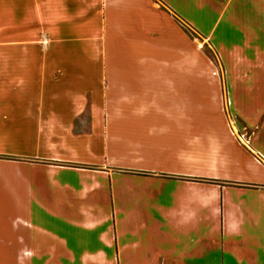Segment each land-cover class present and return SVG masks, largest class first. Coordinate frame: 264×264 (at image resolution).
I'll return each instance as SVG.
<instances>
[{
  "label": "crops",
  "instance_id": "obj_1",
  "mask_svg": "<svg viewBox=\"0 0 264 264\" xmlns=\"http://www.w3.org/2000/svg\"><path fill=\"white\" fill-rule=\"evenodd\" d=\"M0 264H264V0H0Z\"/></svg>",
  "mask_w": 264,
  "mask_h": 264
},
{
  "label": "rangeland",
  "instance_id": "obj_2",
  "mask_svg": "<svg viewBox=\"0 0 264 264\" xmlns=\"http://www.w3.org/2000/svg\"><path fill=\"white\" fill-rule=\"evenodd\" d=\"M196 37L201 38L197 33H194ZM35 44L42 43L41 39L39 40L38 38H35ZM204 51L205 53L211 58L212 61H214L217 66L219 67L220 75L223 76L224 68L222 66V61L219 57L218 52L213 48V46L204 43ZM224 79V78H223ZM224 83V80H223ZM224 87V86H223ZM234 119V118H233ZM234 123L237 124L241 129L244 128V123L240 119H234ZM250 131L246 130V134H249Z\"/></svg>",
  "mask_w": 264,
  "mask_h": 264
},
{
  "label": "trees",
  "instance_id": "obj_3",
  "mask_svg": "<svg viewBox=\"0 0 264 264\" xmlns=\"http://www.w3.org/2000/svg\"><path fill=\"white\" fill-rule=\"evenodd\" d=\"M184 30H185L187 33H189V34L192 33L191 29H190L189 27H187V26L184 27Z\"/></svg>",
  "mask_w": 264,
  "mask_h": 264
}]
</instances>
